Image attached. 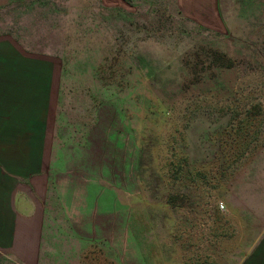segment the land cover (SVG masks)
Wrapping results in <instances>:
<instances>
[{
  "label": "rangeland",
  "instance_id": "obj_1",
  "mask_svg": "<svg viewBox=\"0 0 264 264\" xmlns=\"http://www.w3.org/2000/svg\"><path fill=\"white\" fill-rule=\"evenodd\" d=\"M114 2L0 10V39L51 62L56 130L91 164L50 202L40 264H226L241 245L216 214L264 181V0H219L210 27Z\"/></svg>",
  "mask_w": 264,
  "mask_h": 264
},
{
  "label": "crops",
  "instance_id": "obj_2",
  "mask_svg": "<svg viewBox=\"0 0 264 264\" xmlns=\"http://www.w3.org/2000/svg\"><path fill=\"white\" fill-rule=\"evenodd\" d=\"M21 1L0 0V10ZM128 1L104 6L123 8ZM174 1L199 27L220 20L219 0ZM50 63L0 39V264H40L50 202L69 204L71 190L90 179L87 151L63 147L56 130L58 90ZM86 137L82 132L81 140ZM258 187L243 190L226 204V213L216 214L237 231L241 245L226 264H264V181Z\"/></svg>",
  "mask_w": 264,
  "mask_h": 264
},
{
  "label": "built area",
  "instance_id": "obj_3",
  "mask_svg": "<svg viewBox=\"0 0 264 264\" xmlns=\"http://www.w3.org/2000/svg\"><path fill=\"white\" fill-rule=\"evenodd\" d=\"M219 208H220V209H223V206L220 204Z\"/></svg>",
  "mask_w": 264,
  "mask_h": 264
}]
</instances>
